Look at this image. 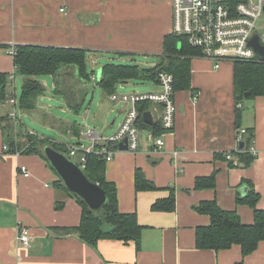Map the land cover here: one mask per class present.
I'll use <instances>...</instances> for the list:
<instances>
[{"label":"crops","instance_id":"obj_1","mask_svg":"<svg viewBox=\"0 0 264 264\" xmlns=\"http://www.w3.org/2000/svg\"><path fill=\"white\" fill-rule=\"evenodd\" d=\"M171 33V0H0V72L15 75L7 51L17 45L75 48L86 51L92 65L90 79L99 87L93 66L100 61H109L102 66L119 60L126 63L133 57L140 68L154 67L162 57L163 38ZM9 77L7 100L12 90ZM128 81L117 83L114 93ZM12 84L16 90L15 81ZM157 91L153 88L145 94ZM173 99L174 128L164 134L162 149H155L153 139L163 131L156 136L150 130H139L137 152L118 151L105 163V178L116 188L119 212L135 214L141 227L138 248L133 241L114 239L100 240L93 248L68 233L67 229L79 225L81 207L55 189L56 175L38 156L4 152L8 143L2 125L6 118L12 123L8 115L14 107L7 101L0 103V264H264V241L245 257L238 246L215 252L198 249L195 241L196 230L209 225V217L195 211L202 202L215 201L248 225L253 222V210L237 203L236 197L252 189L259 195L256 208L264 210V96L247 97L237 105L241 108L239 129L246 131L244 140L251 134L250 147L255 153L247 167L236 154L241 150L234 118L233 62L224 61L215 69L212 61L191 57L190 89L176 90ZM149 104L145 112L154 124L161 119L162 107ZM126 110L114 111L110 126H116L115 130ZM20 112L26 113L17 105L16 113ZM18 115L17 128L37 136L20 123ZM49 124L63 128L69 137L73 136L70 127L78 125L81 134L73 145L89 146L79 124L62 119ZM81 136L88 140L85 145L79 142ZM227 153L233 155L232 162L225 160ZM78 159L73 162L77 164ZM20 166L27 168L29 177L22 176ZM137 172L154 189L136 190ZM212 174L213 188L195 189L196 179ZM171 195L172 212L152 211L155 202ZM59 202L63 207L57 210ZM19 228L28 231L29 247L18 244Z\"/></svg>","mask_w":264,"mask_h":264},{"label":"trees","instance_id":"obj_2","mask_svg":"<svg viewBox=\"0 0 264 264\" xmlns=\"http://www.w3.org/2000/svg\"><path fill=\"white\" fill-rule=\"evenodd\" d=\"M199 55V52L190 47L187 40L182 36L167 34L162 42V57L154 67L140 68L137 65H118L113 63L101 67V76L96 84L108 95L115 91L119 82L128 80L150 81L156 84L158 74L166 72L173 76V90L190 89V58ZM13 65L14 73L23 77L22 91L17 105L23 112H30L36 109L37 99L43 92V85L36 77L50 76L53 82V93L60 96L66 107L78 114L85 99V86L90 83L91 73L86 66V51L75 48L45 47L39 45H17L14 47ZM8 77L6 73L0 72V103L7 101ZM245 93H250L249 98L264 96V63L256 61L234 62V96H235V127H240V111L237 107L245 99ZM174 97V96H173ZM151 102H139L136 104L138 112L137 128L139 130H150L154 135H159L163 129L160 121L153 125H147L142 119V114L148 110ZM4 119V118H3ZM76 123V122H75ZM7 132V143L10 151L18 150L21 154L38 156L46 163L48 168L56 175L57 181L54 187L74 198L81 207V219L77 227L67 229L68 233L76 236L80 241L95 247L97 242L103 239H114L123 243L133 241L138 248V241L141 227L137 222L135 214H122L117 207L116 188L113 183L105 178V162L94 155L86 153L82 172L86 178L98 184L103 189L106 201L98 210H91L81 198L71 193L58 178L55 171L49 165L44 148L49 147L65 155L69 160L68 146L50 140L40 139L37 136L28 134L30 144H20L13 135V126L7 122L2 125ZM73 136H80L78 125H72ZM251 134L244 140L241 151L236 152L240 163L245 167L249 166L255 159L249 152L251 146ZM247 150L248 153L243 152ZM214 174L195 180V189L201 190L214 187ZM136 190L154 189L146 179L137 172L135 174ZM237 203L246 204L253 210V222L242 223L239 215L234 211L222 210L215 201L202 202L195 211L209 217V225L196 230V247L203 250L215 252L228 250L232 246H238L243 257L251 254L257 249L260 242L264 241V210H258L256 204L259 195L252 189L247 194L236 197ZM63 202L56 204L60 210ZM152 211L172 212L174 210V198L155 202Z\"/></svg>","mask_w":264,"mask_h":264},{"label":"built area","instance_id":"obj_3","mask_svg":"<svg viewBox=\"0 0 264 264\" xmlns=\"http://www.w3.org/2000/svg\"><path fill=\"white\" fill-rule=\"evenodd\" d=\"M62 11V10H61ZM264 14V0H171L172 34L182 36L187 40L190 47L199 52V56L214 63L215 69L224 61L246 62L256 61L253 50L248 46L249 40L254 34L260 37L264 45V34L257 33V30H264V21L257 28V22ZM11 57L13 50L7 51ZM12 87L7 102L14 107L8 115L13 128L18 123L16 106L17 99L14 88V75L9 77ZM156 86L157 92L147 94H112L111 102H120L128 105L125 116L118 129L109 137L103 138L94 131L88 129L83 132L89 140V146L72 145L68 146L69 156H79L77 166L82 170L85 163V154L93 153L105 163L110 162L114 155L120 151L119 145L126 141L127 151L137 152L140 146V131L137 128L138 112L136 104L139 102H151L162 107L160 124L163 132L153 139L155 149L164 147V134L173 130L176 105L173 99V76L166 72L158 74ZM246 131L237 130V143H243ZM6 153L15 156L21 154L17 149L13 152L7 145L3 146ZM249 152L253 155L254 150L250 147ZM225 160L233 161V155L227 153ZM23 177H29L25 166L19 167ZM18 244L22 247L30 246V236L26 229L19 228L16 235Z\"/></svg>","mask_w":264,"mask_h":264},{"label":"rangeland","instance_id":"obj_4","mask_svg":"<svg viewBox=\"0 0 264 264\" xmlns=\"http://www.w3.org/2000/svg\"><path fill=\"white\" fill-rule=\"evenodd\" d=\"M264 21V14L257 22V28L262 25ZM257 33L264 34V30H257ZM137 60V59H136ZM142 59H140L141 61ZM149 60V59H148ZM109 61H100L98 65L94 67V77L97 80V75L99 70L101 69L99 65H103ZM122 61L113 62L114 64H131L134 65V58L126 63H121ZM86 64L88 69L92 68L91 60H86ZM140 66V65H139ZM15 77V96L19 101L22 91V80L21 76L18 74L14 75ZM42 84L44 81L47 82L43 85V92L41 96L37 99L36 109L32 112L26 113H18L19 121L22 123L31 133L37 135V137L45 139V140H57L56 142L59 144H63L66 146H72L73 144L78 142V137L67 136V133L63 128L57 129L50 122L62 119L63 121L72 124L76 122L82 128V130L86 131L88 126L92 129L94 128L99 134L105 136H111L116 130V126H110L111 122L114 118V111L124 110L128 108V105H124L119 102H109L108 94H105L100 87L93 85V82L86 86V95L84 99V104L78 114H74L70 112L64 105V101L60 96H56L53 94L52 89V78L50 76H39L36 77ZM155 88L154 84L150 81H142V80H130L122 86V88L118 89V94L132 95V94H145L149 92L150 89ZM19 109V108H18ZM21 114V115H20ZM120 120V119H119ZM53 126V127H52ZM115 130V131H114ZM13 135L16 137V140L20 144H30L31 141H28V134L26 132L20 131L19 128H13ZM33 131V132H32ZM144 135V133H143ZM81 144L85 145L88 141L84 137H80Z\"/></svg>","mask_w":264,"mask_h":264},{"label":"water","instance_id":"obj_5","mask_svg":"<svg viewBox=\"0 0 264 264\" xmlns=\"http://www.w3.org/2000/svg\"><path fill=\"white\" fill-rule=\"evenodd\" d=\"M248 46L253 50L256 62L264 63V45L257 34L252 36L248 42ZM100 74L101 70L98 72V79ZM249 96L250 93H245L244 95L245 98ZM142 119L147 125H153L152 116L149 112H144ZM243 146V143H239L238 149L241 150ZM118 149L120 151H127L126 141L120 144ZM44 155L63 185L71 193L81 198L91 210L98 211L104 205L106 196L103 189L98 184L90 182L73 161L49 147L44 148Z\"/></svg>","mask_w":264,"mask_h":264}]
</instances>
